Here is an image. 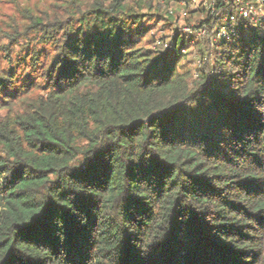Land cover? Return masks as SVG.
Here are the masks:
<instances>
[{"label":"trees","instance_id":"obj_1","mask_svg":"<svg viewBox=\"0 0 264 264\" xmlns=\"http://www.w3.org/2000/svg\"><path fill=\"white\" fill-rule=\"evenodd\" d=\"M163 1L5 34L0 264H264V29L192 61Z\"/></svg>","mask_w":264,"mask_h":264},{"label":"built area","instance_id":"obj_2","mask_svg":"<svg viewBox=\"0 0 264 264\" xmlns=\"http://www.w3.org/2000/svg\"><path fill=\"white\" fill-rule=\"evenodd\" d=\"M178 5L183 7L180 14L185 17L199 16L197 25L183 23V34L192 39V43L207 40L211 43V51L218 47V41L238 34L235 25L240 20L264 29V0H182ZM205 33L207 36L201 37Z\"/></svg>","mask_w":264,"mask_h":264},{"label":"rangeland","instance_id":"obj_3","mask_svg":"<svg viewBox=\"0 0 264 264\" xmlns=\"http://www.w3.org/2000/svg\"><path fill=\"white\" fill-rule=\"evenodd\" d=\"M92 1V0H89ZM129 3H133L134 0H124ZM67 0H0V60L4 61V52L1 49V46L7 44L6 33L10 34L14 28L23 27L26 23L29 22V18L34 16H39L43 14L47 19L48 16H53L56 13L55 9L59 10L58 5H63ZM86 2V1H85ZM55 3V4H54ZM167 4L163 1V13L168 10L175 11V20L181 17L180 27L183 26V23H187L188 25H197L199 21V16L190 15L189 17H185L182 13L183 7L178 5L177 3H173L172 0H168ZM67 5V3L65 4ZM180 19V18H179ZM177 25V24H176ZM174 27V26H173ZM171 26L164 29L163 24H159L156 30H160L161 36H169L172 34L174 30L170 29ZM162 30V31H161ZM208 33H205L201 37L207 36ZM192 36V35H191ZM193 47H190L188 52H193V55H189L188 58L192 61H198L200 58L198 56V48L196 47V42L191 43Z\"/></svg>","mask_w":264,"mask_h":264}]
</instances>
